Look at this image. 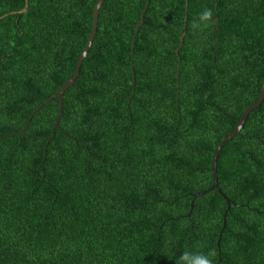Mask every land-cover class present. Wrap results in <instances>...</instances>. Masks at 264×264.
Listing matches in <instances>:
<instances>
[{
    "label": "trees",
    "instance_id": "obj_1",
    "mask_svg": "<svg viewBox=\"0 0 264 264\" xmlns=\"http://www.w3.org/2000/svg\"><path fill=\"white\" fill-rule=\"evenodd\" d=\"M96 2L0 0V264H264V99L218 154L225 226L193 197L258 97L264 0H103L52 135Z\"/></svg>",
    "mask_w": 264,
    "mask_h": 264
},
{
    "label": "water",
    "instance_id": "obj_2",
    "mask_svg": "<svg viewBox=\"0 0 264 264\" xmlns=\"http://www.w3.org/2000/svg\"><path fill=\"white\" fill-rule=\"evenodd\" d=\"M25 1V4H24V7L19 10L18 12L19 13H23L26 11V8H27V0H24ZM103 0H97V2L95 3L94 7H93V13H92V23H91V29H90V33L88 35V38L86 40V43L75 63V69L73 71V74L71 75V77L66 80L62 86L60 87V89L54 93L53 95L49 96V98L46 100V102L50 101L52 98H57L59 100V111H58V114L56 115V118L54 120V125H53V130H52V135H54V129L58 127V122H59V119L61 118L62 116V95L63 93L66 91V89L70 86L73 85L76 77L78 76L79 74V70H80V66L82 64V61L83 59L85 58V56L87 55V52L91 46V43L93 41V38L95 36V33H96V29H97V23H98V12H99V8L102 4ZM185 4L187 5V0H185ZM17 12V11H16ZM15 11H12L10 12V14H13V13H16ZM6 15V14H5ZM185 21H186V17L184 19V25H183V29H185ZM143 22V12L141 13V20L138 22V24L135 26V34H134V37L137 33V30L139 28V26L142 24ZM185 30H183V32L180 34L179 36V39L182 43L183 41V37L185 35ZM134 45V39L132 41V47ZM178 49L179 47L176 48L175 52L177 53L178 52ZM264 99V80L262 81L261 83V86H260V90H259V93H258V97L257 99L252 102L251 104H249L241 113V116L239 118V121L237 123V125L234 127L233 130H231L224 138H222V140L216 145L214 151H213V154H212V163H211V171H212V184L210 187H208L206 190L204 191H198L196 193L193 194V197L197 196V195H200L204 192H208L212 189H216L222 196L223 198L225 199L226 201V210L224 212V215H223V224H222V227L225 226V222H226V218H225V214L227 212V210L229 209L230 207V200L225 196V194L220 190V188L218 187V184H217V158H218V154L220 152V149L221 147L228 141H230L237 133H239V131L241 130L247 116H248V113L254 109L255 107H257ZM44 103V102H43ZM43 103L39 104L34 110L33 112L30 114V118L32 116V114L38 110L42 105ZM27 126V124H26ZM23 127L21 130L23 131L25 128ZM193 202V201H192ZM192 205V204H191ZM221 234H219V237H220Z\"/></svg>",
    "mask_w": 264,
    "mask_h": 264
},
{
    "label": "clouds",
    "instance_id": "obj_3",
    "mask_svg": "<svg viewBox=\"0 0 264 264\" xmlns=\"http://www.w3.org/2000/svg\"><path fill=\"white\" fill-rule=\"evenodd\" d=\"M211 17H212L211 10L205 9L203 11L202 16H201V19L202 20H211ZM212 255H214V253H211V252L207 255L200 254L199 256H197L195 264H213V261L210 258ZM183 256L186 258L188 256V253H184Z\"/></svg>",
    "mask_w": 264,
    "mask_h": 264
}]
</instances>
